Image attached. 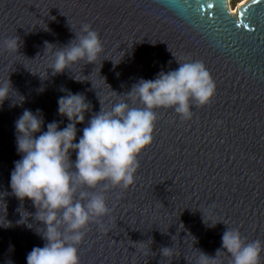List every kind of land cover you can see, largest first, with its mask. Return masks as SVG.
Listing matches in <instances>:
<instances>
[{
  "label": "water",
  "instance_id": "1",
  "mask_svg": "<svg viewBox=\"0 0 264 264\" xmlns=\"http://www.w3.org/2000/svg\"><path fill=\"white\" fill-rule=\"evenodd\" d=\"M83 25L98 34V58L51 75L58 49H44V42L65 46ZM14 37L17 51L4 44ZM175 60L202 62L214 93L188 119L155 110L151 142L136 158L130 185H77L76 198L81 191L103 195L109 209L82 229L79 264H197L199 250L215 256L226 227L264 249V0H247L235 14L227 0H0V85L9 79L12 88L0 103V223H12L0 227V264H26L27 253L44 244L35 218H27L31 229L16 224L20 212L27 217L35 209L9 188L20 159L14 121L25 109H40L45 125L55 120L63 128L68 121L57 114V98L62 89L80 93L90 108L76 125L79 138L100 107L124 100L141 106L124 93L140 78L175 69ZM202 215L225 225L209 228ZM217 260L231 264L223 250Z\"/></svg>",
  "mask_w": 264,
  "mask_h": 264
},
{
  "label": "clouds",
  "instance_id": "2",
  "mask_svg": "<svg viewBox=\"0 0 264 264\" xmlns=\"http://www.w3.org/2000/svg\"><path fill=\"white\" fill-rule=\"evenodd\" d=\"M80 31L81 35L74 34V39L62 47L44 42V49H58L53 52L51 75L62 73L81 60L94 64L98 58L102 51L98 34L88 25ZM4 44L8 50L17 51L19 38L7 39ZM175 62V69L160 70L153 79L140 78L124 93L126 97L134 94L141 106L130 107L124 100L108 111L100 107L90 116L79 138L76 125L84 122V114L90 108L80 93L62 89L66 94L57 98V114L68 121L63 128L55 120L45 125L40 109L35 114L25 109L14 121L15 148L20 159L13 162L9 188L19 201L27 198L35 209L34 214L24 211L27 217L20 212L16 224L31 229L27 218L32 216L42 225V231L36 234L44 241L42 247L34 246L27 253L26 264H79L77 245L84 236L82 229L109 209L103 195L81 191L76 198L77 185L127 187L133 182L138 154L151 142L155 110L171 108L181 119H188L193 106H204L210 101L215 85L203 63ZM72 79L81 82L74 76ZM9 90L12 88L8 79L6 85H0V103L8 98ZM42 126L46 130L41 131ZM71 152H75L74 161L69 159ZM4 220L6 223H0V227L12 226ZM202 222L209 228L223 223L205 222L203 215ZM221 250L231 256V264H260L264 249L259 240L245 243L237 229L226 227L215 256L210 258L199 250L197 264H221L217 260ZM168 251L164 247L160 253L166 255Z\"/></svg>",
  "mask_w": 264,
  "mask_h": 264
},
{
  "label": "rangeland",
  "instance_id": "3",
  "mask_svg": "<svg viewBox=\"0 0 264 264\" xmlns=\"http://www.w3.org/2000/svg\"><path fill=\"white\" fill-rule=\"evenodd\" d=\"M241 0H227V7L233 8V10L236 8V6L239 4Z\"/></svg>",
  "mask_w": 264,
  "mask_h": 264
},
{
  "label": "bare ground",
  "instance_id": "4",
  "mask_svg": "<svg viewBox=\"0 0 264 264\" xmlns=\"http://www.w3.org/2000/svg\"><path fill=\"white\" fill-rule=\"evenodd\" d=\"M246 1H247V0H241V1L239 2V4L236 6V8H237L238 6L243 5ZM233 8H234V7H233ZM233 8H228L231 14H235V13H236V8H235L234 10H233Z\"/></svg>",
  "mask_w": 264,
  "mask_h": 264
},
{
  "label": "snow or ice",
  "instance_id": "5",
  "mask_svg": "<svg viewBox=\"0 0 264 264\" xmlns=\"http://www.w3.org/2000/svg\"><path fill=\"white\" fill-rule=\"evenodd\" d=\"M208 7H209V8H211V7H212V5H211V4H209V5H208ZM245 27H247V26H245Z\"/></svg>",
  "mask_w": 264,
  "mask_h": 264
}]
</instances>
